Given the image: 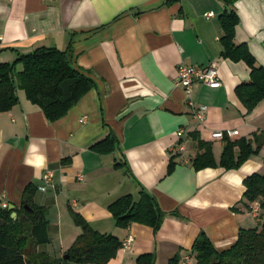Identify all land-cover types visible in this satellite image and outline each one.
<instances>
[{
	"label": "crops",
	"instance_id": "0c3cea01",
	"mask_svg": "<svg viewBox=\"0 0 264 264\" xmlns=\"http://www.w3.org/2000/svg\"><path fill=\"white\" fill-rule=\"evenodd\" d=\"M225 9L221 0H0V64L41 47L70 48L72 66L95 82L56 122L22 90L17 105L0 112V207L18 213L33 188L28 198L46 209L48 220L49 242L37 252L79 264L65 258L82 234L71 210L101 234L122 243L132 237L106 264H137L146 253L154 255V264L177 256L180 261L202 231L224 251L241 229L261 226V201L246 202L243 182L255 173L264 177V99L247 112L236 94L251 69L221 56L219 17ZM235 10V44L247 45L264 67V0H238ZM181 64L217 68L220 86L194 85L193 99L207 107L202 123L175 85ZM231 130L238 131L232 141L246 138L254 148L262 143L259 151L237 170L196 171L192 160L199 150L189 135L211 143L219 164L225 143L214 133ZM109 135L117 150L95 152L92 147ZM180 144L185 149L175 153ZM120 163L128 167H116ZM48 171L53 181L47 186ZM141 187L167 213L158 233L136 223L121 228L108 209L124 195L138 199Z\"/></svg>",
	"mask_w": 264,
	"mask_h": 264
},
{
	"label": "trees",
	"instance_id": "16d2710c",
	"mask_svg": "<svg viewBox=\"0 0 264 264\" xmlns=\"http://www.w3.org/2000/svg\"><path fill=\"white\" fill-rule=\"evenodd\" d=\"M226 6L219 17L221 26V56L234 62L243 61L251 69V77L236 88V94L247 112H251L264 99V67L259 66L247 45H236L234 42L236 27L240 24L239 14L235 10L238 0H221ZM72 51L68 48L61 51L57 48L41 47L32 53L22 55L13 63L0 64V112L10 111L19 102L17 92H25L26 98L38 105L49 122L64 118L68 112L95 87V82L81 70L72 66ZM18 65L22 70L17 71ZM190 138L196 142L199 150L192 160L196 171L220 166L226 170L238 169L253 154L257 148L246 138L232 141L228 136L219 164L216 162L212 144L203 141L196 133ZM255 141L257 135L254 136ZM114 135L95 144L92 149L99 154H110L117 150ZM126 163L117 164L121 167ZM128 167V166H126ZM175 167L174 158L169 163L168 173ZM128 170V168H127ZM129 171V170H128ZM244 198L247 203L261 201L264 210V177L260 174L248 176L244 182ZM34 192L28 188L24 194L23 207L14 219L12 212L0 207V264H63L67 261L57 260L36 251L38 245L47 244L48 220L44 208L36 207L28 193ZM28 205L29 210L24 206ZM116 223L121 228L132 224L149 226L158 233L167 215L159 207L156 199L145 188L141 187L139 198L127 194L109 207ZM74 222L82 229V234L76 239L67 254L69 260L79 264H106L113 259L123 243L111 236L95 231L83 216L71 210ZM174 215H178L173 213ZM189 254L196 264H264V222L260 227L241 229L236 243L227 250L218 251L208 235L202 231L195 240ZM152 253L140 255L137 264H154ZM179 257L170 260L169 264H178Z\"/></svg>",
	"mask_w": 264,
	"mask_h": 264
},
{
	"label": "built area",
	"instance_id": "2783aa9c",
	"mask_svg": "<svg viewBox=\"0 0 264 264\" xmlns=\"http://www.w3.org/2000/svg\"><path fill=\"white\" fill-rule=\"evenodd\" d=\"M204 83L212 87L220 86L221 82L219 81L218 71L217 68L214 65H204V66H189L185 64H181L178 67L177 71V77L175 80V85L177 87L182 88L184 94H185V102L189 109L191 110L193 114V118L199 122L202 123L205 121L206 113H207V107L205 105H199L195 102L193 99V92H194V85L197 83ZM84 122V120H82ZM238 134V131L231 130L227 132H215L214 137L216 139H223L225 136H228L229 138L235 136ZM184 135V130L181 129L178 131V137H181ZM185 149L183 144H180L175 150V153L182 152ZM78 178L81 180L82 176H78ZM43 180L45 185H51L53 181V173L51 171H48L44 174ZM41 191H46V186H41L39 188ZM7 205H4L6 207ZM255 213L258 214V209L254 210ZM132 241V237H129L124 243L123 247L128 248ZM178 264H196L194 257L192 255L185 254Z\"/></svg>",
	"mask_w": 264,
	"mask_h": 264
},
{
	"label": "water",
	"instance_id": "95a60500",
	"mask_svg": "<svg viewBox=\"0 0 264 264\" xmlns=\"http://www.w3.org/2000/svg\"><path fill=\"white\" fill-rule=\"evenodd\" d=\"M24 208L29 210V206H28V205H25ZM12 216H13L14 218H16V217H17V213H16V212H13V213H12ZM69 257H70V256L67 255L65 258H66V259H69Z\"/></svg>",
	"mask_w": 264,
	"mask_h": 264
}]
</instances>
